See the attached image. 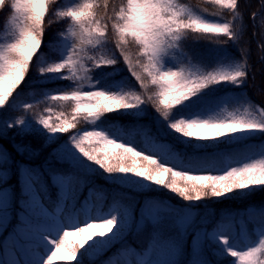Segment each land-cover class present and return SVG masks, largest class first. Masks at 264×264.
Returning <instances> with one entry per match:
<instances>
[{"label":"trees","instance_id":"1","mask_svg":"<svg viewBox=\"0 0 264 264\" xmlns=\"http://www.w3.org/2000/svg\"><path fill=\"white\" fill-rule=\"evenodd\" d=\"M239 1L237 0V9L232 10V12L240 11L243 16L246 11H242ZM253 1L256 3L257 0ZM84 2L85 0H56V3L51 6L49 16L46 17V30L42 47L34 57L25 80L13 91L8 103L0 108V128H3V133L0 134V144L8 149V158L6 156V159H0V199H4V202L10 205V212L7 217L13 221L6 230H0V254L4 255L5 241L9 234L16 232V227L22 223L20 219L22 216L27 218V222L29 220L55 222V217L57 218L44 203L42 193H39L40 201L47 210V214L39 212L38 206L35 205L33 198L35 193L29 187L33 178L28 171L32 169L43 175L41 182L48 186L45 193L53 196L56 202L67 207L66 211L69 214L74 213L77 209L85 208L90 193L96 190H100L104 194L102 201L107 211L111 209V201H115L113 202L115 209L111 210L108 217L104 219L117 217L118 222L112 232L103 236H94L93 243H86L79 250L74 261H70L69 253L65 249L66 253L58 257L57 262L59 264H108L115 256L122 255L124 249L131 250L134 248L142 255L151 250L154 251L155 260L152 262L154 264H194L193 257L183 249L179 239L170 230H166L164 233L167 240L164 246H160L154 240L150 229L139 236L130 235L127 244L120 246L117 244L120 243L117 242L119 240L114 237L116 235L115 229L121 231L123 226H118V224H125L128 219L136 214V200L142 195L158 200L166 199L183 206L208 208L215 213V221H220L225 213L264 207V185L237 189L220 197L186 200L166 185L157 184L146 177H140L133 173H109L105 171L104 168L90 161L75 147L73 138L82 131L98 130L118 143L131 146L135 150L157 159L155 153L147 147L151 139L169 141L175 150L180 151L185 156L196 152L207 153L218 149H229L234 143H250L258 135H262L264 138V131L246 130L215 140H198L186 137L172 129L169 126V120H165L151 102L141 104L137 108L108 112L98 119H80L77 127L70 129L68 133H52L43 127L36 117L46 115L48 108H52L57 114L63 113V118H72L74 103L52 101L49 97L57 93L70 92L77 87H81L85 92L103 90L124 96L140 91L147 92V90L141 89L140 84L129 70L116 46L114 33L110 37L111 40L101 39L99 43L87 46L86 56L104 57L116 61L115 64L95 67L93 61L84 60V68L81 69V74L86 69L89 70L84 78L87 81H73L63 78L65 75H70L67 72L59 74L41 73L40 69L66 60L72 54V49L76 44L69 31L74 25L68 18L58 17L57 12ZM92 2L94 3L95 14L103 21L106 14L111 16V10L117 5L123 6L127 0H92ZM211 2L212 0H176V5L178 8H183L185 15L189 17L213 23L230 22L234 38L237 35L235 41L245 47L246 52L247 48L250 53H255L256 49L264 51L262 22H255L254 19L258 9L264 11V9L262 10L264 0L261 1L260 5H257L255 10L253 8L254 3L251 4L248 10L249 16H244L246 24L243 28L235 19H231V21L222 20L205 12L203 7ZM105 5H107V9H105ZM8 19L7 10H0V47L14 42L18 35ZM202 36L213 37L192 32L180 34L177 40L171 41L173 46L166 47L167 52L159 55L158 67L162 71H182L186 68L193 75L199 76L209 72L233 73L243 64L245 65L244 70L247 71V78L242 83L223 80L209 85L197 95L176 106L171 112V121L180 119L221 121L230 120L234 117L263 120L257 109L259 104L264 107V78L260 77L259 86L255 87V91L249 80L251 79L249 66L246 65L245 61L241 59L230 61L226 55L213 59L205 53V43L197 40ZM246 36L249 38L248 43L243 42ZM222 37L226 38L229 45L234 42V38ZM216 38L223 39L219 36ZM126 47L129 56L135 59L138 56L136 45L129 43ZM246 62H250L252 64L250 66L258 69L253 59L249 58ZM116 85L118 88L114 90ZM150 89L155 88L150 86ZM194 101L198 102L197 108L186 109V106ZM27 105H33V108L26 109ZM21 116L24 117L23 124H16L13 128L6 127L7 124L14 123ZM261 158H264V153H255L251 160L237 162L234 167H242L246 163ZM165 159L163 157L157 160L174 170L193 174L187 168L179 167L177 164L168 165ZM227 171L218 175H223ZM54 177H60L61 180L58 182L54 180ZM36 192H39L38 186ZM13 195H15V200ZM212 228L213 226H211L207 241L210 263L238 264V256L231 254L233 251L237 252L233 244L217 228L214 230ZM253 232L257 238L254 247H258L261 240L264 239V235L257 242L261 235L255 226ZM39 237L37 232L30 233L28 238L22 241L27 244L28 253L31 255V264H38L34 243L38 242ZM79 238V236L72 234L69 240L74 242ZM110 240L117 242L116 245L114 243L115 250L112 249L107 256L101 254L96 258L94 247ZM225 241L227 242L225 243ZM108 248L111 249L110 246Z\"/></svg>","mask_w":264,"mask_h":264},{"label":"snow or ice","instance_id":"2","mask_svg":"<svg viewBox=\"0 0 264 264\" xmlns=\"http://www.w3.org/2000/svg\"><path fill=\"white\" fill-rule=\"evenodd\" d=\"M54 3L56 0H25L18 9L15 3L13 4L15 14L8 22L18 35L14 42L0 47V108L8 103L13 91L28 75L32 61L42 47L46 17L49 16ZM212 3L233 11L238 5L237 0H212ZM57 16L68 18L72 22L74 27L69 31L76 44L66 60L40 69L41 73L67 72L70 75L63 78L87 81L84 78L89 70L86 69L81 74L84 60L93 61L95 67L116 63L104 57L86 56L87 46L95 45L101 39L111 40L110 37L114 33L116 46L141 89L148 90L152 86L156 93L155 96H148L146 91H140L124 96L103 90L85 92L81 87L70 92L57 93L49 98L52 101L74 103L73 114L71 119L63 118V113L57 114L52 108H48L46 115L37 116L39 123L50 132L68 133L70 129L77 127L80 119H98L108 112L137 108L147 102H151L164 119L169 120L172 129L183 136L198 140H215L246 130L264 131V120L258 119L236 117L221 121L170 119L171 112L176 106L209 85L223 80L242 83L247 78L243 64L233 73L209 72L199 76L193 75L186 68L182 71H162L158 67L159 55L166 47H172L171 41L177 40L180 34L192 32L227 36L232 39L234 33L230 22L213 23L186 16L184 9L177 7L176 0H127L123 6L117 5L113 8L111 16L106 14L103 21L95 14L92 0H85L78 6L58 11ZM129 43L136 45L138 56L135 59L128 54L126 45ZM32 108L33 105L26 106V109ZM261 112L264 113V109H261ZM23 122L24 117L21 116L6 127L13 128ZM2 133L3 128H0V134ZM73 143L85 157L100 165L105 171L133 173L146 177L157 184L166 185L186 200L220 197L237 189L264 185V158L253 160L242 167H233L223 175H193L165 166L152 156L118 143L98 130L80 132L73 138ZM0 159H6L3 153H0ZM54 180L59 182L61 178L54 177ZM37 186L39 192H36ZM29 187L35 193L33 198L39 212L47 214L40 201L39 193L46 191L40 178L33 177ZM9 212L10 205L0 199V228L5 230ZM20 219L22 223L5 242L0 264H21V257L17 253L23 251L22 241L28 238L33 229L26 217L22 216ZM117 222V217L113 216L102 221H90L74 230H65L61 239L53 242L55 249L47 258L46 264H54L62 248L69 253L70 261H74L79 250L88 241L94 236L112 232ZM72 234L79 236V240L70 241L69 237ZM231 254L238 256L240 264H264V239L258 247L242 253L233 251Z\"/></svg>","mask_w":264,"mask_h":264},{"label":"rangeland","instance_id":"3","mask_svg":"<svg viewBox=\"0 0 264 264\" xmlns=\"http://www.w3.org/2000/svg\"><path fill=\"white\" fill-rule=\"evenodd\" d=\"M261 1L262 0H257L256 3H254L253 0H240L239 6L242 11H246L243 16L240 11H237V14V12L235 13L232 12V10L221 8L212 2L205 5L203 8L205 12L222 20L227 19L231 21V19H235L239 26L243 28L246 24L244 16H249L250 12L248 10L251 4L254 3L253 8L255 10L257 5H260ZM263 9L264 6H262V10ZM257 11L254 17L255 22H262L261 27L264 32V11H261V9ZM243 35L246 34L243 33ZM193 37L195 38V36ZM216 37L202 36V38L197 40L201 43H205L204 51L213 59L226 55L230 61L234 59L245 61L246 65L249 66V75L251 77L249 80L254 88L258 87L260 77L264 78V51L256 49L255 53H250L247 48L246 52L245 47H242V45L235 41L237 35L234 38V42H231L230 45L226 42V38L222 36L219 37L223 39ZM248 41L249 38L246 36L243 42L248 43ZM166 52L167 48H165L162 53ZM249 58L256 62L255 64L258 69L254 66H250V62H246ZM117 88L118 85L113 89L116 90ZM197 106L198 102L194 101L189 103L186 109L193 110L197 108ZM261 109H264V107L259 104L257 110H259L264 120V113L261 112ZM147 147L150 151L155 153L157 159L165 157L172 165L177 164L179 167L187 168V170L193 174L208 175L213 173L218 175L234 167L237 162L251 160L255 153H264V138L262 135H258L254 137L253 141L250 143H234L229 149H218L207 153L196 152L195 154L185 156L178 150H174L173 152L174 146L166 140L158 141L157 139H151ZM7 150L8 149H6L3 144H0V153H3V155L8 158ZM28 172L32 178L39 177L40 180L42 179L43 175H41L40 172H36L32 169ZM43 185L46 189L45 192H47L48 186L45 184ZM45 192H42L44 197L43 201L57 218L55 217V222L28 221L33 229L31 233L37 232L40 235L38 242L34 243L37 252L35 253V257L37 258L38 264H46L47 258L55 249V243L53 242L59 241L65 230H74L90 221H102L108 217L111 210L115 209V203L113 204L115 201H111V209L108 208L110 211H107L102 201L104 194H102L100 190H96L90 193L85 208L77 209L74 213L69 214L66 211L67 207L62 203L59 204L56 202L53 196ZM14 197L15 195H13V198ZM2 200L4 201V199ZM136 204V214L128 219L125 224H118V226H123L121 231L117 228L115 229L116 235L114 237L117 238L119 240L117 242L120 243L114 242L115 240L100 243L98 247H94L93 249L96 258L101 254L106 256L109 255L112 249L115 250L114 243L115 245L116 243L120 244V246L126 245L130 235H142L147 229L152 230V236L160 246L166 245L167 240L164 233L166 230H170L171 233L179 239L183 249L193 257L194 264H211L207 245L211 226H213L212 230L217 228L225 238H228L238 253L246 252L254 247L257 239L253 232L254 226L261 235L258 237L257 242L263 237L262 235H264V207H253L244 209L243 211H232V213H225L220 221H215V213L211 209L199 206L198 208H195L196 206L184 207L183 205H177L166 199L158 200L156 198H149L146 195H142L141 198H138ZM11 222L13 221L7 217V226H9ZM1 229L5 230L3 228H0V230ZM22 243L24 249L22 252L18 251L17 255L21 257V264H31V255L28 253L27 244L26 242ZM89 243H93V238L87 242V244ZM108 246H110L111 249H109ZM64 253H66V251L62 248L58 253V257L64 255ZM0 256H3V254H0ZM154 256V251L152 250L142 255L135 248L131 250L124 249L122 255L115 256L108 264H154L152 263L154 262L153 260H155ZM57 260L54 261V264H59ZM238 264H240L239 260Z\"/></svg>","mask_w":264,"mask_h":264},{"label":"clouds","instance_id":"4","mask_svg":"<svg viewBox=\"0 0 264 264\" xmlns=\"http://www.w3.org/2000/svg\"><path fill=\"white\" fill-rule=\"evenodd\" d=\"M15 3L16 9L25 3V0H0V10H7L8 18L15 14V9H13V4ZM150 93V94H149ZM156 90L149 89L146 92L148 96H155Z\"/></svg>","mask_w":264,"mask_h":264},{"label":"bare ground","instance_id":"5","mask_svg":"<svg viewBox=\"0 0 264 264\" xmlns=\"http://www.w3.org/2000/svg\"><path fill=\"white\" fill-rule=\"evenodd\" d=\"M174 150L175 149H173V152H174ZM165 162L168 164V165H172L171 163H169L168 161H167V158L165 159ZM178 205V204H177ZM188 206V205H187ZM187 206H184V207H187Z\"/></svg>","mask_w":264,"mask_h":264}]
</instances>
